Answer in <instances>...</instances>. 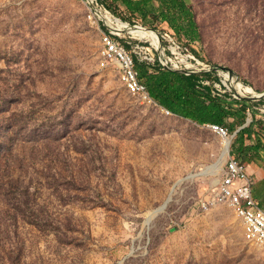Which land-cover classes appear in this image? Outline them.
Instances as JSON below:
<instances>
[{
    "label": "rangeland",
    "instance_id": "374dc122",
    "mask_svg": "<svg viewBox=\"0 0 264 264\" xmlns=\"http://www.w3.org/2000/svg\"><path fill=\"white\" fill-rule=\"evenodd\" d=\"M189 1L202 40L174 37L203 62L197 72H215L213 95L250 101L260 130L264 0ZM120 17L133 28L108 21L125 41L161 47ZM87 19L75 0H0V264H264L245 225L214 204L235 132L219 176H197L220 161L223 138L134 97L102 65L105 33ZM163 44L155 57H174ZM242 164L264 204V164Z\"/></svg>",
    "mask_w": 264,
    "mask_h": 264
},
{
    "label": "trees",
    "instance_id": "16d2710c",
    "mask_svg": "<svg viewBox=\"0 0 264 264\" xmlns=\"http://www.w3.org/2000/svg\"><path fill=\"white\" fill-rule=\"evenodd\" d=\"M104 2L107 8L123 21L124 17L120 16L126 14L136 23L155 32L163 31L162 26L167 25L170 29L168 32L180 41L188 40L195 43L202 40L201 27L189 0H104ZM127 47L131 49L130 46ZM138 69L141 82L148 87L155 102L174 115L201 126L213 124L227 126L231 132H235L247 122L249 100H240V106L235 107L227 99L213 95V85L203 83L205 78H213L215 72L185 75L178 71L163 69L159 63L152 65L139 61ZM229 118L234 120L228 123ZM258 124L259 121L254 119L235 134L232 154L240 163L264 164V122L259 125L260 130L256 128ZM10 166L7 165L5 170H9L12 175L15 168ZM11 175L6 176L9 178ZM2 182L12 183L14 180Z\"/></svg>",
    "mask_w": 264,
    "mask_h": 264
},
{
    "label": "built area",
    "instance_id": "2783aa9c",
    "mask_svg": "<svg viewBox=\"0 0 264 264\" xmlns=\"http://www.w3.org/2000/svg\"><path fill=\"white\" fill-rule=\"evenodd\" d=\"M80 2L86 9L88 14V22L97 26L105 33L104 48L101 53V61L103 66L115 65L119 68L122 80L126 84L129 92L142 100L146 104H157L152 98L148 87L141 82L140 71L138 69V61L141 54V63L157 65L158 63L163 69H169L180 72L185 70V75L197 73L196 64H202L195 54H184L182 46L179 44L175 35L170 33L153 32L148 28L143 27L140 23H136L134 28L158 33L161 41V47H156L151 41L141 39L140 37H130L131 40L125 41V35L129 36L128 32L119 34L114 25L108 21V16L112 17L115 21L128 24L122 19L116 17L107 8L104 0H75ZM133 28V27H132ZM133 40H139L137 43ZM171 42L173 46V56L168 59L162 60L156 58L155 53L162 51L164 42ZM144 43V45H142ZM146 43V44H145ZM151 44L149 48L148 44ZM128 46L131 49H128ZM166 51V49H164ZM198 62V63H197ZM205 64V63H204ZM172 66V67H170ZM205 68V67H204ZM182 73V72H181ZM204 84H207L205 79ZM168 114H172L165 109ZM209 127L222 138L230 136L228 127L219 124L209 125ZM232 140V139H231ZM217 194L215 195L214 204L226 205L229 207L236 217L245 225L246 237L264 249V204H261L254 196L252 178L248 174L246 167L240 163L235 156H230V159L225 168V172L221 181L217 185Z\"/></svg>",
    "mask_w": 264,
    "mask_h": 264
},
{
    "label": "bare ground",
    "instance_id": "6f19581e",
    "mask_svg": "<svg viewBox=\"0 0 264 264\" xmlns=\"http://www.w3.org/2000/svg\"><path fill=\"white\" fill-rule=\"evenodd\" d=\"M112 25V24H111ZM116 27V26H115ZM117 28V32L119 34H122V31L119 27H116ZM137 36V35H136ZM233 82V81H232ZM231 145V137H225L223 138V147H224V150H223V153H222V156H221V159L219 162H217L216 164L208 167L204 172H202L201 174L197 175V176H209V175H213V176H219L220 172L222 171V168L224 166V162L226 161V159L228 158L229 156V151H230V148L229 146ZM217 187V186H216ZM165 208V206L163 208H161L160 210H157L156 214L160 213L161 211H163V209ZM155 215V214H154ZM154 215H151L149 218H152Z\"/></svg>",
    "mask_w": 264,
    "mask_h": 264
},
{
    "label": "water",
    "instance_id": "95a60500",
    "mask_svg": "<svg viewBox=\"0 0 264 264\" xmlns=\"http://www.w3.org/2000/svg\"><path fill=\"white\" fill-rule=\"evenodd\" d=\"M149 30H151V29H149ZM151 31H153V30H151ZM251 98H254V97H251ZM251 122H252V119H251V118H248L246 124H245V125H242L239 129H237V130L235 131L234 135H235V134H236L241 128H244V127L248 126ZM229 148H230V146H229ZM169 202H170V200H169V201L167 202V204L165 205V208L163 209V211L166 210V208H167L168 205H169Z\"/></svg>",
    "mask_w": 264,
    "mask_h": 264
},
{
    "label": "crops",
    "instance_id": "0c3cea01",
    "mask_svg": "<svg viewBox=\"0 0 264 264\" xmlns=\"http://www.w3.org/2000/svg\"><path fill=\"white\" fill-rule=\"evenodd\" d=\"M254 172H256L255 170H254ZM259 201V200H258Z\"/></svg>",
    "mask_w": 264,
    "mask_h": 264
}]
</instances>
